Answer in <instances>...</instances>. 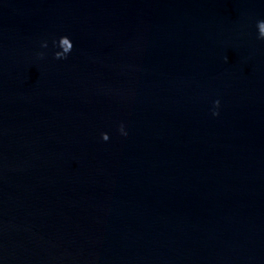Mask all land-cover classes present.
I'll use <instances>...</instances> for the list:
<instances>
[{
	"label": "water",
	"instance_id": "1",
	"mask_svg": "<svg viewBox=\"0 0 264 264\" xmlns=\"http://www.w3.org/2000/svg\"><path fill=\"white\" fill-rule=\"evenodd\" d=\"M259 20L0 0V264H264Z\"/></svg>",
	"mask_w": 264,
	"mask_h": 264
},
{
	"label": "clouds",
	"instance_id": "2",
	"mask_svg": "<svg viewBox=\"0 0 264 264\" xmlns=\"http://www.w3.org/2000/svg\"><path fill=\"white\" fill-rule=\"evenodd\" d=\"M257 26L259 28V35H258L257 38L264 40V20H259ZM64 36H67V35H64ZM41 47H46V41L41 44ZM54 55H55V57L57 59H61L62 54H54ZM37 56H43V53L42 52L41 53H37ZM63 58H65V57H63ZM219 104H220V101L216 100V102H215V106L216 107L214 108V110L212 112V114L214 116L219 114L218 111L216 110L219 107ZM120 131H121L122 135L127 136V132L124 130V126L123 125H121ZM102 139L104 141H108L109 140V138L107 136H103Z\"/></svg>",
	"mask_w": 264,
	"mask_h": 264
}]
</instances>
